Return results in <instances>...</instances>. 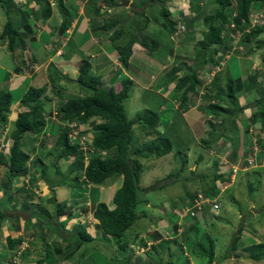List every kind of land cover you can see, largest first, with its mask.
Returning <instances> with one entry per match:
<instances>
[{
	"label": "trees",
	"instance_id": "16d2710c",
	"mask_svg": "<svg viewBox=\"0 0 264 264\" xmlns=\"http://www.w3.org/2000/svg\"><path fill=\"white\" fill-rule=\"evenodd\" d=\"M36 1L40 6L41 17L44 20L48 19L51 16L49 0ZM55 1L63 18L58 32L60 35H63L69 26L71 16L64 7L65 0ZM119 1L120 0H98L94 5L95 16H102L100 11L103 7L106 8V10H110L116 7L119 4ZM155 1L159 2V0ZM5 3L6 0H0V5L5 10L7 16V20L0 33V42L5 43L6 49L10 53H14L17 50L23 53L27 47V34L21 32L15 25L9 12L10 10L6 9ZM159 3L162 4L159 13L162 21H157L156 19L155 21L158 22V26L165 41H161L154 35L146 33V28L148 27L150 19L145 15L144 10H140V13L138 14L142 17V21L136 23L135 33L130 34L129 36L121 26V22L129 18V15L126 14L125 16L124 13L118 14L119 17H117V19L114 17L112 19H104L100 28L98 27L99 30L110 32V41L114 45L116 59L124 70H131L132 63L130 60L135 45L141 46L145 49L147 54L158 51L162 47L171 46L172 41L167 34L168 32H174L176 19H171L169 10L163 5V3H165L164 1L160 0ZM262 3H264V0H215L216 7L213 10H210L209 14L204 15L202 23L206 27V30L202 33V38L196 43L198 53L193 58V64H196L197 66L189 68V63L184 57L178 61L177 57L175 59L174 56L172 57L170 55L167 64L166 57L160 58V62H162L163 66L167 68V70L163 71V73H167L166 82L162 83L165 95L170 91L173 92L172 100L178 103V108L182 111H188L190 107L197 103L199 110L207 115L205 125H207L208 129L206 133L210 139L202 142L205 147H212L210 145V141L212 137H214L212 129L215 127L218 129L223 123L228 121L235 123V119H237L246 125L247 123H250V119L256 121L254 117L262 116L264 118V88L261 90L263 96L260 100H257L260 108L257 107V110L254 112L255 115H252L253 118L248 117L249 114L244 112L247 108H250L249 104L252 103H248L239 108H234V105L238 103L237 94H241L238 92L242 89V83H240L239 79L235 80L226 77L227 83H223L222 77H220V74H217L211 79L208 88L209 93L201 95L198 92L200 85H202V81L198 76L200 69H205V72H209L212 67L224 64L225 61H227L226 59L230 60V57L234 54L237 55V58H255L253 47L257 49L264 47V39H259V37L264 35V24L256 25L252 28L249 26V13L251 9H256V6L261 5ZM208 5H211V2ZM230 6L234 7V16L225 12ZM206 9L207 7H205L204 10ZM120 16L122 17L121 20ZM186 24L188 25V23H185V25ZM230 25L233 26L230 27ZM33 33L35 35V32ZM37 33L38 32L36 31V34ZM240 33H242L243 36L239 39V42L243 43L245 47H239L237 50H234L231 47L229 48L227 45V38H232L231 35L236 36V34ZM122 37H125V43L119 45L116 44V41ZM159 38H162L161 35ZM32 39L35 40V38ZM252 44H254V46H252ZM231 49L234 51L231 52ZM246 49L250 54L248 53V55L245 56L243 54L246 53ZM235 51L237 52L235 53ZM183 59L187 62L184 63ZM182 62L185 64V68ZM261 63V66H263L264 55L261 56ZM224 66L225 64L223 67ZM257 70V72H262V67L260 70L257 68ZM182 73L184 74L182 75ZM48 77L49 84L47 87L50 89H56L54 91L55 96L61 97L60 94L63 88L60 87L61 85L55 84L54 77L51 74H49ZM62 77L64 79L68 78L66 75H62ZM256 77V75L251 76V82L255 83ZM158 79L160 81L162 78ZM67 81H69V79H67ZM256 81H258V78ZM73 82V85L79 86L81 93H76L75 95H80H74V97L63 101L56 106L55 116H57L58 122L54 147L50 152H44V145H39V147L36 148L37 154L34 160L32 159L33 164L38 169L36 170L39 171V179H44L45 181H49V179L47 178V166L43 159L50 155L55 160L51 164L56 173H60V169L57 166L59 161L70 157L74 159L68 173H75L73 181L76 185H79L78 181L80 182L82 179V181L84 180V184L82 183L83 186H100L109 178L113 179L114 177L122 176V184L120 188L114 192L112 197V203L115 205V208L109 210L104 202H98L92 206L91 215L92 218L97 221L96 228L100 234L105 237H111L113 240L117 241L119 247L123 249L127 247L128 243L126 239L127 230L137 219L146 216L145 214L143 216L136 213L138 204L142 202V199L140 198L142 192L139 187V182L140 173L143 167H141L140 159H159L171 152L174 153L173 158L177 169L174 174L169 175V178L174 177L176 180L186 168L187 159L181 154V151L187 148V145L184 146V142L182 144L180 143V136L173 132L174 126L168 125L166 122H163L164 127H166V134L158 131L157 128L160 124V116L152 109L142 110L132 121L128 120L124 110V101L128 99L133 85V80L129 76L122 75L120 77V90H116L113 87L104 89L102 77L94 75L91 72V62L89 59L84 58L78 66L77 77ZM216 83H220V85H217V88L214 86ZM222 85L225 86L221 87ZM226 86L228 91L227 93L222 94V90ZM46 89V85H43L41 87L29 86L25 90L19 99V105L27 109V112L19 113L16 116L11 130L8 128V117L11 113L13 95L8 91L0 93V129L1 131L6 129L10 130L8 131V137L11 140L8 150L5 151V153L0 151V166L4 167L5 176L8 180L7 185L9 186H11V181L15 178L26 175L27 163L31 158L30 154L24 149L27 147L29 148L32 145V141L27 140V138L41 136L45 139V135L49 131L48 127L50 123L46 121V112L44 110L43 102L46 97ZM45 100L49 101L51 98ZM234 112H236L238 117L233 116ZM50 113L51 112H49V115ZM95 119H98L99 122L92 126L91 141L86 144L85 148H82L75 140V138L78 137L74 136L73 132L77 130L78 134L81 133V126ZM134 125H138L140 130L148 132L149 135L151 134L152 136L150 139L148 138L149 140L145 144L136 148H133L132 146V128ZM261 142L262 140H260L258 144L261 148H264V145ZM175 144H177L179 148L176 149L174 146ZM55 148L57 149L56 151ZM100 151L105 152V154L99 156L98 153ZM85 153L92 154V157L89 158L86 164L84 163ZM198 177L201 180L200 186L203 187V190H199L198 187V189L194 191V194L197 191H201L207 197H218L220 189L216 183L224 185L229 181L228 177H225L222 174H216L215 172H212L209 176L202 174ZM209 177L213 178V182L215 181L214 184L208 183L207 179H209ZM31 180L32 183L34 179L32 178ZM180 181L186 183L189 180L180 177ZM61 182L62 180L58 181L55 186L60 187V184H62ZM49 186L52 188L54 185L50 184ZM68 186L70 187V185ZM51 192H53L52 189ZM33 196V191H27L26 199L31 201V206L30 208L28 207L30 213L34 206H38V202H33ZM52 198H48L47 202H50ZM59 205H61V203ZM64 206H59L60 209L56 211V217H60L64 214ZM207 211H209L208 208ZM48 213L49 211L47 210L46 215ZM209 213L213 215V212ZM6 216V213L3 214V211L1 210L0 222L3 221ZM69 216H71V214H69ZM169 220L177 223L178 217L173 216ZM28 221L30 223V220ZM51 223L53 222L51 221ZM36 226L41 229V232L45 231V234L41 233L40 239L46 243L45 236H50L48 228L43 227L41 221H39ZM61 227L63 228L62 222L55 221L54 226H52L53 234L57 231L60 232L59 230ZM176 229L174 228V230ZM184 231L185 230H183L181 234L185 237L190 231L194 234L202 233V229L198 224L194 225V227L192 225L189 230ZM240 232H242L241 229ZM155 233H158V231L156 230V232L153 233V239H155V242L149 243L146 238L139 239L140 245L145 249H148L146 252L148 256L150 253L149 251H152V249L156 252L159 249L163 251L165 245V240L161 243L158 242L159 240ZM174 233H176V231L171 232L169 239H172L173 235L177 236ZM51 237L52 236H50V238ZM133 237L136 241L137 234H133ZM196 237L197 240L195 239L191 244L192 255L195 257L206 258L207 262L212 264L215 258L216 240L207 232L202 233L199 236L196 235ZM60 238L62 239V237ZM174 238L177 242L178 238ZM92 240L93 236L86 232L85 227L78 226V230L75 233L73 231L68 232L65 238L62 239V243L59 245L61 248L55 247L51 251L58 255H61L64 251V254L68 255L72 253L73 250V248L70 247L71 245H74L76 248H81L83 244L87 242L91 243ZM184 241H189V238ZM239 241L240 238H238V235H235L232 238L229 249L223 256L224 259L231 258V254L235 253L238 248L241 247L240 249L243 255H246L247 259L253 261L264 260V241H260L259 243L255 242L248 246H242ZM6 243L8 249L13 251L12 256H15L17 253H15L14 248L22 242L20 239L15 240L11 237H7ZM53 245H55V243H53ZM166 248L169 250V246ZM51 254L50 245L45 244L44 253L37 258L34 264H50L53 262V259L49 258ZM21 257H24V254Z\"/></svg>",
	"mask_w": 264,
	"mask_h": 264
},
{
	"label": "rangeland",
	"instance_id": "374dc122",
	"mask_svg": "<svg viewBox=\"0 0 264 264\" xmlns=\"http://www.w3.org/2000/svg\"><path fill=\"white\" fill-rule=\"evenodd\" d=\"M4 1V0H3ZM53 2L52 0H50ZM98 0H90L88 3V9L92 7V5H95V3ZM129 2L128 6L122 7L120 6V3L122 0L119 1V4L110 9L105 10L104 14L107 18L112 19L113 17L117 19L118 14L124 13L126 16L129 15V18L126 20H123L121 23L122 28L124 31L127 32V35L135 33V25L137 22L142 21V17L138 15L140 13V10H144L145 15L149 17L150 24L146 28V33L152 34L155 37H157L161 41H165L164 36L162 35L159 24L157 21H162L160 17V8L162 7L158 1L155 0H126ZM165 3L163 5L167 7V9L171 13V19H175L179 14L178 10H182L183 13L186 14V21L189 24V28H191V32H187L188 34L185 35L184 39L180 40V43L177 42L178 48H175V43H172L169 47H162L158 51H155L148 56L150 58H157L158 61H161L160 58L168 59L171 55L173 57L174 53H182L184 55V58L189 63V68H192L194 66H197L194 63V56L197 55V47L196 43L202 38V32L206 30V27L204 26L203 18L205 14H209L210 10H213L216 7L215 2L211 5H208L204 2L203 7L206 6V10H198L194 11L193 9L190 10V8L193 5L200 6L199 1L197 0H162ZM207 1V0H206ZM215 1V0H211ZM7 3H5L6 5ZM191 6V7H190ZM130 7V8H129ZM129 8L128 10H125ZM139 8V10L137 9ZM102 9H105L104 7ZM234 8L233 6H230L226 9L227 14H231L233 12ZM123 15V16H124ZM189 15V16H188ZM4 16L6 18V14L4 13ZM188 16V17H187ZM120 16V20H121ZM155 19L157 21H155ZM231 27V25H230ZM197 30V31H196ZM197 34V35H196ZM161 35L162 38H159ZM189 35V36H188ZM192 35L193 38L190 36ZM199 35V38L196 37ZM188 36V37H187ZM194 36L196 40L194 39ZM229 39L227 38V45L228 47L237 50L239 47H245L243 43L239 42V39L242 38L243 34H236L231 35ZM260 40L264 39V35L259 37ZM125 43V37H122L121 39L116 41V44H123ZM166 46V45H165ZM254 46V44H252ZM227 47V48H228ZM247 48V47H246ZM231 49V52L234 51ZM255 51V58H252L254 67H253V73L257 71V68L260 70L262 67V73L263 75H259L258 81L255 79V83L253 84V88L256 89V91H260L264 88V65L261 63V56L264 55V47L262 48H255L253 47ZM2 52V53H1ZM16 52V53H15ZM13 54L10 53L8 50L4 49L3 47L0 48V57L2 59L8 60L6 65L10 66L11 64H14V68L20 67L21 69L24 67H29V61L27 60V57L25 55H22V53L17 50ZM187 52V53H186ZM237 51H235L236 53ZM245 54L248 55V50H245ZM250 54V53H249ZM237 55H233L230 57V60L226 59L225 61V71L226 73L225 78H233L235 80L239 79L244 73H248L247 71L244 72L240 68V63L238 61L243 60V58H235ZM19 58V59H18ZM26 59L27 62H23V60ZM87 59V58H86ZM182 59V58H180ZM184 60V59H183ZM192 60V61H191ZM187 61H183L186 63ZM18 62V63H17ZM182 62V63H183ZM157 62L155 61V64ZM183 63V64H184ZM117 63H114L116 65ZM222 64V65H224ZM239 65V66H238ZM243 67H245V63L242 64ZM63 66V65H62ZM112 66V65H111ZM139 66V65H138ZM238 66V67H237ZM256 66V67H255ZM116 67V66H115ZM223 67V66H221ZM219 67V70L221 69ZM185 68V64H184ZM228 69V70H227ZM65 69L58 70L56 68H52L50 71V74L54 77L55 84L61 85L60 87L63 88L61 91L62 95L61 97L55 96V92L50 93L49 88L46 85V97L51 98V100L47 101L45 99L44 102V110L47 112H51L54 110L56 112V106L58 104H61L63 101H66L72 97L76 93H81L79 86L73 85L71 82H67V79H64L63 82H60L58 79L63 78L62 72ZM3 72V71H2ZM62 75H61V74ZM66 74V71H64ZM200 73L204 74V71H199L198 76L200 78ZM4 76H7L6 72H3ZM102 75V74H99ZM167 73L164 72L161 74L159 78H162L160 81L158 79L157 84H153L150 86L146 85L149 83V78L142 75L141 81L144 82L142 84L141 81H138L137 78L134 77L135 82H133L130 94L128 99L124 101V110L126 113V116L128 120L132 121L137 114L146 109H152L158 113L160 116V124L158 126V131L162 132L163 134L166 132V127H164L163 122L173 123L171 126L173 127V132L175 134H178L180 136L179 141L182 144L185 142V145H187V148L183 149L181 151V154L186 157L187 159V165L182 174H180V177L187 178L189 181L186 183L180 181V177L178 179H174V177L169 178V175L174 174L175 170L177 169V166H175L174 158L172 154L169 153L160 159H140L141 163V173H140V182L139 187L142 192V196L140 198L142 199V202L138 204L136 208V213L146 216L137 219L135 223L127 230L126 232V239L128 241L127 247L121 249L118 245V242L113 240L111 237H105L96 228V222L92 218L91 215V208L94 204L98 202H104L105 197H109L107 200L111 199L112 202V196L115 191V187L113 186V179L118 180V183L122 182V177H114L107 179L104 181L100 186H93V185H85L83 186L82 179L80 182L78 181L79 185H76V183L73 181V178L75 176V173L69 174V168L73 164L74 159L73 158H66L57 163V166L60 169V173H56L55 169L53 168L52 164L55 160L50 155L44 158L45 165L47 166V178L49 181H45L44 179H39V171L36 168V166L33 164V160L37 154L36 148L39 147V145H44V152H50L55 143V136L57 135V116L50 113L51 117H46V121L49 122L48 132L45 135V139L41 136H37L36 138H27V140L32 141V145L24 150L28 154H30V161L27 163L26 167V175L28 177L29 187L34 189V198L33 200L38 201V199H41L40 202H38V206H34L33 209L28 210V207L30 208L31 201H28V199H21L16 193V189H14V186L16 187V181H11V186L13 188H9L6 192V194L3 196V198L0 200V211H3V214H5L6 210L11 212V210L14 211V206H17V210L21 211L19 214H23L25 217H27L26 214L29 213L30 216L34 218L33 222V228L32 230L35 232V237L37 235H41L39 233V229L34 226L39 221L43 223V227H47L49 230V235L52 236L48 241L54 242L50 245L52 246L50 248V252L52 254L49 256V258L55 259V258H62L61 263L63 264H209L207 262L206 258L202 257H195L191 253V244L196 239L197 236L201 235L202 233L207 232L210 234L215 240H216V248H215V258L213 260L212 264H264V260L260 261H253L250 259H247L246 255H243L240 248L238 250L231 254V258L224 259V254L227 253L230 243L232 241V238L235 235H238V238H240V243L242 246H248L255 243L252 239H249L245 237V234H249L248 231L251 233L260 234L261 239L264 241V173L261 175H256V173H253V171H247L242 173H237L233 175L232 170L228 168L227 163L228 154L225 153L226 149H222V147H218L221 137L225 138V129H228V126L223 123L220 125V127L217 129L216 127L212 129V134L214 133V137H212L210 141V145L212 147H205L203 144H201L203 141L209 140L210 137L207 135V125L206 130L205 128H202V131L199 129V133L202 134V136L198 139L197 136L194 138L190 135L189 128L190 125L186 122L185 119H189V117L192 115L195 119L196 117L198 120H202L203 118V124L206 121V114L200 111L197 108H194L190 112L185 113L184 117L181 116L180 111L176 110L173 107V100L171 97L165 96V91L163 90L162 83L166 81ZM4 76H0V81L5 80ZM208 76V78H207ZM211 74H207L203 80L211 83ZM69 78V77H68ZM116 78V77H115ZM202 78V77H201ZM227 78L224 79V83H227ZM117 80V79H116ZM114 79L110 80V85L103 83V88L108 89L110 86H112L116 90H120L119 82ZM138 81V82H136ZM229 81V80H228ZM247 80L245 79V82ZM254 81V80H252ZM49 82V79H47V83ZM257 82V83H256ZM112 83V84H111ZM141 85H139V84ZM33 86H36L33 82ZM40 86L44 85V81L42 84H39ZM106 85V86H105ZM173 86V85H172ZM225 86V85H223ZM260 86V87H259ZM262 87V88H261ZM12 89V88H10ZM56 89H54L55 91ZM12 92V90H10ZM14 92L20 91L19 88H16L13 90ZM228 88L227 86L222 90V94L227 93ZM49 92V93H48ZM254 92L250 91L249 93ZM240 93V92H238ZM51 94V95H50ZM244 97L245 94L241 93ZM80 95V94H77ZM75 95V96H77ZM260 100V99H259ZM237 101L243 102L244 98H240V94H238ZM236 101V102H237ZM246 101V100H245ZM254 99L249 104L250 108H247L246 110L250 112V118H253L255 109L260 108L258 105L257 99H255V102H253ZM237 103L234 105V108L240 107V104ZM247 103V104H248ZM54 107V108H53ZM14 108L16 106L14 105ZM20 108V107H19ZM16 110V109H15ZM17 112V110L15 111ZM22 112H27V109H24ZM21 112V113H22ZM49 114V113H48ZM15 116V115H14ZM17 116V115H16ZM234 117H238L236 112L233 113ZM208 118V117H207ZM232 120V119H231ZM220 121V120H219ZM99 120H91L87 124L81 126L82 129H80L81 133L78 134V131H74V136H77L78 138H75V140L78 142V144L85 148L86 144L91 141L92 138V126L98 123ZM217 122V120H216ZM13 121L10 122L8 128L11 130L13 127ZM228 123V122H227ZM233 125H231V129H228L227 132L230 134V141L234 143V148H236L240 144V138L237 135V125L234 127V122H231ZM243 126L242 122H240ZM7 128V127H6ZM191 129V128H190ZM10 130H4L1 131L0 129V151L4 152L8 150V147L11 144V140L8 137V131ZM209 131V130H208ZM232 131V133H231ZM166 134V133H165ZM211 134V135H212ZM2 135V136H1ZM132 136H133V142L132 146L133 148H136L138 146H141L145 144L152 136L149 135L148 132H145L143 130H140L138 128V125H134L132 128ZM149 138V139H148ZM177 148L179 146L177 144L174 145ZM188 146L191 147L188 149ZM256 149V146H254ZM57 149L55 148V151ZM202 151V152H201ZM204 151V152H203ZM209 153V154H208ZM105 152H99L98 155L102 156ZM211 154V155H210ZM201 156V158H200ZM214 158V161H212L209 157ZM215 156V157H214ZM220 156V157H219ZM92 157L91 153H85L84 154V163L86 164L89 158ZM200 158V159H199ZM33 159V160H32ZM225 159V163L227 165H223V160ZM219 161V163H218ZM200 164H203L200 166ZM223 166V168H222ZM217 167V168H216ZM37 169V170H36ZM222 171L218 173L217 171ZM212 172H215L216 174H222L225 177H228L229 181L226 184H222L220 186L221 189H223L226 186V188L223 189L220 202H221V209L217 213H206L204 215H201L200 213L197 216H190L182 212L183 209L189 207L190 200L192 199V196L194 195V191L198 189L203 190V187L200 186V179L198 176L202 174L210 175ZM231 175V178H230ZM34 179V181L31 183V179ZM62 180V184H60V191L62 192V195L60 197H66L65 201H62L59 197L57 198L55 192H51V190L55 187L57 189L59 186H55L58 181ZM208 183L214 184L213 178L209 177L207 179ZM8 180L5 176L4 167L0 166V188L6 189ZM33 184V185H31ZM50 184L54 185L52 188H50ZM84 184V183H83ZM71 189H69V186ZM112 187V188H111ZM74 188V189H73ZM228 188V189H227ZM54 189V190H55ZM228 190H230L228 192ZM43 192L46 193V195L43 196ZM73 192V200L71 204H74L73 207L75 208L74 211L71 208L69 203L71 202L70 196H72ZM54 196V197H53ZM58 196V195H57ZM53 197V198H52ZM111 197V198H110ZM234 197V200H233ZM48 198H52L50 202H47ZM55 199V200H54ZM255 199L256 206L254 207V210H251L249 203ZM61 201V202H60ZM74 202V203H73ZM263 202V203H262ZM61 203V205H59ZM65 205V206H64ZM59 206H64L63 211L64 214L60 217H56V211L59 208ZM78 209V210H76ZM109 210L114 209L113 205L111 207H108ZM49 211V213L46 215V211ZM251 210V211H249ZM35 211V212H33ZM71 214V216H69ZM65 215V216H64ZM79 215L80 217H78ZM208 221L204 219L206 216ZM173 216H177L178 220L177 223H174L173 221L169 220ZM61 219L60 222H62L60 232H56L53 234L52 232V226H54V222H59V219ZM204 217V218H203ZM38 221V222H37ZM51 221L53 223H51ZM3 222H0V243L4 241V238L2 236V230L1 227L3 226ZM203 223V224H202ZM198 224L199 227L202 229V233L194 234L191 231L186 235V237L181 234L183 230H189V228L193 225ZM191 225V226H190ZM78 226H83L86 229V232L91 234L93 236V240L91 243L87 242L83 244L81 248H76L74 245H71L70 247L73 248L72 253L66 255L64 254V251L61 255L54 254L53 250L55 247L61 248L59 245L60 240L59 237H64L68 232H76L78 230ZM28 227V226H27ZM159 227L161 229H159ZM37 228V229H36ZM174 228L176 230H174ZM240 229L242 232H240ZM158 230V233H155L157 236L158 242H163L165 240V245L163 248V251L161 249L155 250L152 249V251H149V256L146 254L148 249H145L146 251L143 254L136 255L135 250V238L133 237V234H145V238L148 240L149 243L155 242L154 232ZM253 230L255 232H253ZM177 236L173 235L172 239H169V235H171V232H175ZM184 231V232H185ZM60 233V234H59ZM153 234V235H152ZM161 234V235H160ZM181 234V237H180ZM55 235V236H54ZM247 236H250L247 235ZM178 238V241H175V238ZM40 238V237H39ZM38 238L39 242L40 239ZM150 238V239H148ZM189 238V241H184L185 239ZM51 240V241H50ZM169 240V241H166ZM170 242V243H169ZM154 244V243H153ZM157 246V245H155ZM169 246V250L166 248ZM157 248V247H156ZM155 248V249H156ZM183 249V251H182ZM64 254V255H63ZM10 254H1L0 250V262L3 264H9V261H12L9 257ZM64 257H63V256ZM66 255V256H65ZM72 256V257H70ZM136 256H139L136 258ZM238 256V257H237ZM9 257V258H8ZM70 257V258H69ZM237 257V258H236ZM7 259V260H6ZM37 260V259H36ZM35 260V261H36ZM11 263V262H10ZM12 264V263H11ZM23 264V263H22Z\"/></svg>",
	"mask_w": 264,
	"mask_h": 264
},
{
	"label": "crops",
	"instance_id": "0c3cea01",
	"mask_svg": "<svg viewBox=\"0 0 264 264\" xmlns=\"http://www.w3.org/2000/svg\"><path fill=\"white\" fill-rule=\"evenodd\" d=\"M89 1L90 0H65L64 1V7L67 9L68 14L71 17H70L69 26L66 29L65 33L63 35H60L58 32V29H59V26L62 24L63 18H62L60 11L58 10L56 6L55 0H54L55 5L50 7L51 16L46 20H44L41 17L40 6L36 0H6L7 4L5 5V7L6 9L10 10L9 12L11 14L13 22L20 29L21 32H25L27 34V47H26V50L22 53V55H25L27 57V60L29 61V64H30L29 67H24L22 69L20 67H17L15 69L14 68L15 62L14 64H11L10 66H8L6 65L8 60L2 59L0 57V76H4L3 72L7 73V76H4L5 80L0 81V93L8 91L9 93H12L13 95V104L11 108V113L8 117V125L10 124L11 121L14 122L16 115H18L25 109L24 107H21L19 105V99L21 98L25 90L29 86H33L31 85L32 82L36 85L34 87H41L42 85L40 86L39 84H42L43 81L45 85H48L49 83H47V79H49L48 76L52 68H56L61 71L62 69H65L63 70L62 74L69 77L67 78L69 79V81L67 82L74 83L73 80L77 77V69H78L80 62L84 58H87L91 62V72L94 75L102 74L99 76L102 77L103 83L110 85L109 81L112 79L114 80L117 79L116 81L119 82L120 77L122 75L129 76L133 80V82H135L134 77L137 78L138 81H141V76L144 75L149 78L148 79L149 83L146 85V87L153 85V84H157L158 78L161 76L163 71L167 70V68L163 66V63L158 61L157 58L148 57L151 55L148 54L147 56L145 49H143L139 45H135L133 47V53H132L131 60H130V62L132 63L131 70L130 71L124 70L123 67H121V65L118 63L116 59V56H115L116 52L114 49V45L110 41V35H111L110 32H105V31L98 29V27L100 28V25L102 24L103 20L107 18L106 15H104V11L106 10V8L101 9L100 13L102 14V16H95L94 5H92V7L88 9ZM197 1H199L200 6H196V5H193V7L190 6L191 7L190 10L193 9L195 12L198 10L200 11L206 7V6L203 7L204 2L206 4H210V2L212 4L215 2L211 0H207V1L197 0ZM129 8L125 10H128ZM137 9L139 10V8ZM178 11H180L182 15H184L185 20H186L185 12L183 13L182 10H178ZM4 13H5V10L0 5V33L3 29L4 23L7 20V16L5 18ZM187 29H188V32H191L190 31L191 28H189V24L187 25ZM36 31L38 32L37 34H36ZM33 32H35V35ZM190 37L193 38L192 35ZM32 38H35V40H33ZM196 38L198 39L199 35ZM196 38L194 36L195 40ZM178 45H175L174 50L178 48ZM1 47L6 49V45L4 42L3 43L0 42V48ZM173 56L175 59L177 57L178 61L180 58L184 57L182 53H178V52L174 53ZM168 59H166V64H167ZM27 60L24 59L23 62L26 63ZM155 61L157 62L156 64H155ZM114 63H117V64L114 65ZM238 63L241 64L240 68L244 72L246 71L248 72V73H244L245 75L239 78L240 83H242V89L240 93L245 94V97L242 94H240V98H244V101L240 103L238 102L240 104V107H242L246 105L248 102H251L253 99L259 100L263 96L261 93V90L256 91V89L253 88L254 87L253 84L252 85L250 84L251 76L256 75L257 76L256 79H257L259 75H263V73L257 72L258 70L255 71L254 73L252 72L254 64L250 57H247V59H244V61L240 60L238 61ZM243 63H245V67H243L242 65ZM225 69L226 68L224 66L220 73V77H222L223 83H224V79L226 76V73H224ZM64 71H66V74L64 73ZM200 79H201V76H200ZM245 79L247 80L246 82H245ZM58 80L60 82H63L64 78H60ZM201 83L202 85L201 87H199L198 92H200L201 89L205 87L206 81H204L202 78ZM142 84H144V82H142ZM217 85H220V83L214 84L215 88H217ZM221 87H223V85ZM16 88H19L20 91L14 92L13 90H15ZM10 90H12V92ZM250 91H254V92L249 93ZM49 92L53 93L54 89H50ZM165 96L172 98L173 92L170 91ZM172 103H173V107L176 110L180 111L182 117H184L185 113L190 112L194 108L198 107L197 103H195L192 107H190L188 111H182L178 108V103L176 101L174 102L173 100ZM14 105L16 106V108H14ZM15 109L17 110V112H15L16 111ZM256 110L257 109H255V111ZM45 112H46L45 117L47 116L51 117L48 114L49 112L47 111ZM244 112L246 114L247 113L249 114L248 117L250 116V112H248L247 110ZM51 113H52V116L56 114L54 110L51 111ZM254 118L256 119V121H252V119H250V123H247L245 126H243L239 120L235 119L234 127L237 125V130H238L237 135L240 138L239 139L240 144L236 148H234V143L230 141V134L227 132L228 129H231L230 128L231 125H233L230 121H228V123L227 122L225 123L228 126V129H225V138L221 137L220 140L218 141L219 143L218 147H222V149L225 148L226 149L225 153L227 152L228 154V158L226 159H228L227 163H229V165H227V163L224 162L225 159H221L224 162L223 165H227L228 168L231 170L232 168H235V170L237 168H241V171L237 173H242V172H247V171H253V173H256V175H259V174L261 175L262 173H264V148H261L258 144V142L262 140L261 143L264 145V118L262 116L254 117ZM201 119L202 120H198L197 117L194 119L192 115L189 117V119L188 117L187 119H185L188 125H190L191 129L189 128V131L191 132L189 133L193 138L197 136L196 139H198L202 136V134L199 133L198 131L199 129L202 131V128H205L206 130L205 123L204 124L202 123L203 118ZM166 123L168 125L173 124V123H168V122ZM254 146H256V149L254 148ZM190 148L191 147L188 146V149ZM250 157L253 159V163L248 164L246 159ZM209 158L212 161H214L213 156ZM202 165L203 164H200V166ZM217 172L220 173L222 171L218 170ZM14 181L17 182L16 187L14 186V189H16L15 193L21 199L27 198V191L29 192L31 190L34 192V189L29 187L30 185L28 182L27 175L22 176V177H17L14 179ZM112 183H113L112 187H115V191L119 189L122 184L121 182L119 185L118 180H113ZM216 184L218 187L222 185L219 183H216ZM226 187L228 186L225 185L224 188ZM9 188H13V187L7 185L6 189L0 188V198L1 199L6 194ZM54 189L55 187H53V191L55 192V194L58 195V196L56 195V197L57 198L59 197L62 201H65L66 197H60L62 195V192L60 191V187H58L55 190ZM69 189H71V187H69ZM48 190H51V189H47V193L49 192ZM229 191L230 190H228V192ZM224 192H221L219 196L221 197L222 193ZM44 195H46V193L43 192V196ZM110 196L113 197V195H110ZM108 198L109 197H105V200H104V203L107 205V207H111V205L115 207L114 204L110 201L111 199L107 200ZM33 199H35L34 196H33ZM70 199H71V202L69 203L70 209L72 208L74 211L75 209L73 207L74 204H71L73 200V192H72V196H70ZM40 200L41 199H38V201L33 200V202H39ZM233 200H234V197H233ZM249 205H250L251 210H254V207L256 206L255 199L252 200L249 203ZM13 209L14 211L11 210V212L7 210L6 218L3 221H1L3 222L2 223L3 226L1 227V230H2L1 238L2 237L4 238V241L0 243L1 254H10L9 255L10 258L12 256L13 251H10L8 249V246L6 243L7 237H11L12 239H15V240L20 239L22 243L16 245V247L14 248L15 253L20 254L19 255L20 258L18 259V264H22V263L23 264H34L35 260L39 256H41L42 253H44L45 244L50 245L51 243H54V242H49L48 240L50 239V236L46 235L45 236L46 243H44V241H42L39 238L41 235L39 236L37 235V237L40 239V242H39L38 238L35 237V232L32 230L33 224H34L33 222H35L34 218L31 217L29 213L26 214L27 217H25L23 214H19L21 211L17 210V206H14ZM206 212H208L207 209L204 213ZM62 218L63 217L59 219V222L61 221ZM204 219L208 221L209 218H207L206 216ZM28 220H30V223ZM34 226H36V224ZM37 228L39 229L40 234L41 233L45 234V231L41 232V229L39 227ZM159 229L161 228L159 227ZM248 232L250 236H247L249 234H245V237L252 239L253 241L257 243H259L260 241H263L261 237H259L261 236L260 234H256V233L253 234L250 231ZM253 232L255 231L253 230ZM145 234L137 233L135 244L136 243L140 244L139 239L145 238L146 236ZM63 238H65V236ZM62 239L59 237L60 242L62 241ZM51 247L52 246L50 245V248ZM23 254H24V257H21ZM135 254L138 255L137 253ZM138 257L139 256H136V258ZM61 261H62V258L60 259L55 258L53 259V262L51 263L52 264H63L61 263ZM10 262L12 263L11 260L9 261V264H11ZM0 264H3V263L0 262Z\"/></svg>",
	"mask_w": 264,
	"mask_h": 264
},
{
	"label": "built area",
	"instance_id": "2783aa9c",
	"mask_svg": "<svg viewBox=\"0 0 264 264\" xmlns=\"http://www.w3.org/2000/svg\"><path fill=\"white\" fill-rule=\"evenodd\" d=\"M263 16H264V6H263L262 11L254 13L251 15V18H252L251 25L255 26V25L259 24V22L262 21ZM177 26H178L177 27L178 29L170 35L171 39H173V40H176L178 35H180L181 33H183L185 31V26L180 20L178 21ZM231 27H232V25H231ZM74 133L75 132H73V134ZM247 162H248V164H251V163H253V159L248 158ZM233 171H234V168H233ZM189 205L190 206L183 209L182 212L187 214V215H190V216H197L199 213L201 215H204V212L206 211L207 208L209 209V211L214 212V213H217L220 209V202H219L218 197H207L201 192H197L193 196ZM139 250L141 252H143V251H145V248L141 247V248H139ZM18 256H19V253L12 258L13 264H17Z\"/></svg>",
	"mask_w": 264,
	"mask_h": 264
},
{
	"label": "clouds",
	"instance_id": "9594fccd",
	"mask_svg": "<svg viewBox=\"0 0 264 264\" xmlns=\"http://www.w3.org/2000/svg\"><path fill=\"white\" fill-rule=\"evenodd\" d=\"M53 2H51L50 0H49V4H50V7H52V6H54L55 5V3H54V0H52ZM128 4H129V2H128ZM121 6V5H120ZM259 6V7H258ZM263 6H264V3H262L261 5H257L256 6V9H251V11H250V13H249V26L252 28L253 26L251 25V20H252V18H251V15L252 14H254V13H257V12H260V11H262L263 10ZM122 7H125V6H122ZM234 8V7H233ZM170 12V11H169ZM171 14V13H170ZM178 16L177 17H175V19H176V24H175V29H174V32L178 29L177 27V23H178V21L180 20L183 24H184V26H185V31L183 32V33H181L180 35H178V37H177V39L176 40H173V39H171V34L173 33H171V32H168V37L171 39V41H172V43H175V45H178V44H176L177 42H179L180 43V39L181 38H184L185 37V35H187L188 34V32H187V27H186V25H185V23H186V20H185V17H184V15H182V13L181 12H178ZM231 16H234L235 15V11L233 10V12L230 14ZM175 19H173V20H175ZM264 24V16H263V19H262V21L261 22H259V24H257V25H263ZM233 26V25H232ZM256 26V25H255ZM187 33V34H186ZM184 61V60H183ZM221 66H223V65H221ZM221 66H215V67H212V69L211 70H209V72L207 73V72H205L206 70L205 69H200L201 71L203 70L204 71V74L202 73L201 74V77L203 78V75H204V78H206L205 76L207 75V74H211L212 76L211 77H213L214 75H217V74H220L221 73V70L223 69V67H221ZM219 67H221V69L219 70ZM199 70V71H200ZM184 73H182V75H183ZM202 78L200 79L201 81H202ZM207 78H208V76H207ZM207 78H206V81H207ZM204 85V84H203ZM209 85H210V83L208 84V82H206L205 83V87L203 88V89H201V91L199 92L201 95H204V94H206V93H209V90H208V88H209ZM199 86V85H198ZM200 87H201V85H200ZM168 94V93H167ZM101 152V151H100ZM251 158V157H250ZM160 159V158H159ZM246 161H247V159H246ZM187 165V164H186ZM239 171H241V168H237L236 170H235V168H234V171H233V168H232V173H233V175H235V174H237V172H239ZM122 177V176H121ZM230 178H231V175H230ZM220 190H219V195L221 194V192H223V190L220 188V187H218ZM197 192H201V191H197ZM196 192V193H197ZM195 193V194H196ZM202 193V192H201ZM194 194V195H195ZM193 195V196H194ZM218 195V199H219V202H220V196ZM191 201V200H190ZM220 205H221V202H220ZM115 206V205H114ZM115 208V207H114ZM78 210V209H77ZM113 210V209H112ZM220 210V209H219ZM209 212H211V211H208V212H206V213H209ZM206 213H204V214H206ZM214 213V212H213ZM79 216V215H78ZM95 221V220H94ZM97 222V221H96ZM138 247V248H137ZM142 246L138 243L137 245H135V253H137V254H143L145 251H143V252H141L140 250H139V248H141ZM142 248H144V247H142ZM17 255V254H16ZM20 255V254H19ZM14 256H12V258H13ZM20 258V256H18V259ZM13 264V263H12ZM17 264H18V262H17Z\"/></svg>",
	"mask_w": 264,
	"mask_h": 264
},
{
	"label": "water",
	"instance_id": "95a60500",
	"mask_svg": "<svg viewBox=\"0 0 264 264\" xmlns=\"http://www.w3.org/2000/svg\"><path fill=\"white\" fill-rule=\"evenodd\" d=\"M121 6H128V2L126 0H122L120 3Z\"/></svg>",
	"mask_w": 264,
	"mask_h": 264
}]
</instances>
